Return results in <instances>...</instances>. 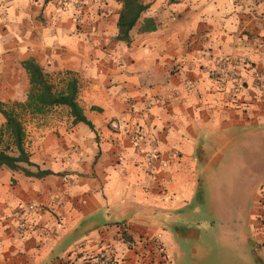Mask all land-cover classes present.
Wrapping results in <instances>:
<instances>
[{
  "label": "crops",
  "instance_id": "obj_1",
  "mask_svg": "<svg viewBox=\"0 0 264 264\" xmlns=\"http://www.w3.org/2000/svg\"><path fill=\"white\" fill-rule=\"evenodd\" d=\"M60 1L0 0V102L26 100L32 58L56 90L77 80L93 128L63 105L22 120L31 162L53 174L0 169V264H89L109 252L114 264H176L214 231L242 262L264 264V179L244 185L264 173V0H141L128 44L116 39L119 0H81L80 24ZM230 56L249 61L237 93L208 73ZM235 142L252 147L254 165L226 196L213 184ZM29 204L41 210L16 214ZM205 214L217 228L199 224Z\"/></svg>",
  "mask_w": 264,
  "mask_h": 264
},
{
  "label": "trees",
  "instance_id": "obj_2",
  "mask_svg": "<svg viewBox=\"0 0 264 264\" xmlns=\"http://www.w3.org/2000/svg\"><path fill=\"white\" fill-rule=\"evenodd\" d=\"M121 8L118 12L116 39L125 43L130 42V31L139 22L142 13L148 8L141 0H119ZM143 24L141 31H149L153 26ZM22 66L29 76L30 87L26 100L23 102L13 101L10 106L0 102V114L4 118L0 126V169L7 167L11 170H21L27 176L43 177L53 172L40 170L37 165L31 162L30 153L25 147V129L21 114H41L49 107L63 105L69 110L74 123L81 122L89 128L93 124L83 113L77 103V80L70 77L65 87L56 90L49 82L42 67L32 58L22 62ZM34 167L35 171L30 168ZM261 199H264V186L260 188ZM124 241L130 242L125 232L122 233Z\"/></svg>",
  "mask_w": 264,
  "mask_h": 264
},
{
  "label": "rangeland",
  "instance_id": "obj_3",
  "mask_svg": "<svg viewBox=\"0 0 264 264\" xmlns=\"http://www.w3.org/2000/svg\"><path fill=\"white\" fill-rule=\"evenodd\" d=\"M4 103L7 107L11 105L12 101H9L7 103L4 102ZM65 114H66L65 111L58 112V115H65ZM47 116L45 115L40 116L38 120H45ZM21 118L24 121V123H28L29 121L32 120L30 115L26 113L21 115ZM231 149L232 150H229L226 155L227 159L225 163H223L224 168L221 169L220 172H218L220 176L218 179H216L217 182L213 184L215 186L223 187L224 189L222 190V192L225 193L231 190L233 191L236 188L237 179H239L238 176L239 174L243 173V170L245 169L246 165L248 166L250 162H252V164L254 165L252 158L253 156L252 147H242L241 150V148H239V146L235 142V144ZM243 156L246 157V159H244ZM263 179H264V173L262 172L261 173L256 172V174L252 175V177H247L246 180H244L246 192H249L252 185L257 184ZM215 191L217 190H213L212 193H210L209 195L211 197L217 196L218 194ZM233 192L234 194H237L236 191ZM230 194L231 193L229 192L228 194L226 193L224 195L229 196ZM237 195H239V193ZM198 204L200 205V202ZM201 210L202 211L200 212L203 213L205 212V210L203 209ZM206 221L214 222L215 223L214 229L217 228L219 225V223L216 221L215 218H212L211 215H206V214L203 215L202 219H199L200 222L199 224L202 225L203 222L205 224ZM206 240L197 243V246L195 248L196 253L191 258H189V250L187 248V245L177 242L178 247H180L179 254L181 253L182 248L183 250H188V254L184 252L183 259H177V257H175V263L176 264H240V263L248 264L244 259L242 262L241 257L239 255L240 253L236 249V246H234L231 241L227 243L225 238L222 237V234L219 233L218 231H214L213 234L212 235L210 234ZM207 250H210L209 257H205L204 255L207 253ZM175 256L177 255L175 254Z\"/></svg>",
  "mask_w": 264,
  "mask_h": 264
},
{
  "label": "built area",
  "instance_id": "obj_4",
  "mask_svg": "<svg viewBox=\"0 0 264 264\" xmlns=\"http://www.w3.org/2000/svg\"><path fill=\"white\" fill-rule=\"evenodd\" d=\"M60 6L62 8H66L69 4L70 6L74 7L75 11L73 12V18L77 24H80L83 19L85 4L81 0H61ZM249 65V61L246 58H238L235 56L230 57H220L215 59L213 67L209 69V75L213 79L214 83L218 88H224L227 84H231L230 92L237 93L239 90V86L232 83L235 79V72L240 66H247ZM256 82L261 85L262 77L259 74L255 76ZM257 84V85H258ZM258 85V86H259ZM177 93H173V96H176ZM110 126L113 130L119 129L118 122L112 121ZM140 131L137 127L133 128L131 134L129 135L130 139L134 142H138ZM138 145V144H137ZM176 153V151H175ZM41 209L33 204H29L26 207L20 206L16 210L17 215H22L26 211H34L39 212ZM116 257L113 253H105L101 255L96 260L89 261V264H114Z\"/></svg>",
  "mask_w": 264,
  "mask_h": 264
}]
</instances>
